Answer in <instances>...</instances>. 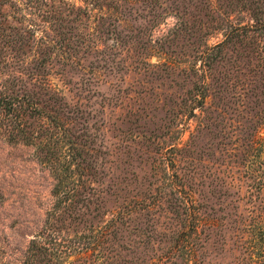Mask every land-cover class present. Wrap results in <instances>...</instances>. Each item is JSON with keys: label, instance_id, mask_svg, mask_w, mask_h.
Here are the masks:
<instances>
[{"label": "rangeland", "instance_id": "1", "mask_svg": "<svg viewBox=\"0 0 264 264\" xmlns=\"http://www.w3.org/2000/svg\"><path fill=\"white\" fill-rule=\"evenodd\" d=\"M12 76L85 111L96 172L84 218L52 217L0 108V263L36 241L51 264H264V0H4L0 93Z\"/></svg>", "mask_w": 264, "mask_h": 264}, {"label": "trees", "instance_id": "2", "mask_svg": "<svg viewBox=\"0 0 264 264\" xmlns=\"http://www.w3.org/2000/svg\"><path fill=\"white\" fill-rule=\"evenodd\" d=\"M3 1L0 0V5ZM7 1L9 0H5V2ZM38 64L43 65L42 63ZM30 71L28 68L27 73ZM9 82L11 87H6L7 89L0 93V108L5 110L6 115H9L10 124L12 121L14 123L9 138L14 142L21 141L36 145L39 149L41 162L50 167L56 180L53 187L56 200L51 216L57 218L60 214L59 210L62 208V212L68 210L75 219L84 218L85 213L81 209L87 207L89 201L88 196L84 194L87 191L86 188L89 187L85 183L88 176L93 177L96 172V160L91 156L93 149L91 143L94 138L86 124L85 111L81 107L69 106L63 96L49 87V89H45L36 85L37 90H32L27 88L22 78L15 76H12ZM23 115L46 118L47 122L46 124L38 122L36 130V128H31L30 124H26V120L21 119ZM45 131L50 134L51 131L54 132V136L50 135L53 138L49 140L42 138V132L46 137L49 136ZM64 143L68 145L67 150L65 145L63 146ZM69 155L72 157H67ZM76 159L79 160L76 161ZM74 173L78 174V178L71 181ZM51 228H53L52 222L47 229ZM29 250L20 264H51V256L54 252L49 250L48 246L32 241ZM0 264L8 263L1 262Z\"/></svg>", "mask_w": 264, "mask_h": 264}]
</instances>
